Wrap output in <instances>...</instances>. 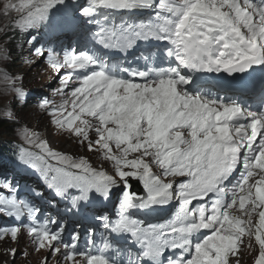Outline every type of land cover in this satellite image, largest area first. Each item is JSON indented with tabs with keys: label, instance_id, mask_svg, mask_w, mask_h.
Instances as JSON below:
<instances>
[{
	"label": "snow or ice",
	"instance_id": "6c2138e0",
	"mask_svg": "<svg viewBox=\"0 0 264 264\" xmlns=\"http://www.w3.org/2000/svg\"><path fill=\"white\" fill-rule=\"evenodd\" d=\"M53 9L59 32L79 35L83 20L95 26L88 39L119 59L34 47L36 36L27 34L48 25ZM3 10L16 13L8 27L19 52L28 49L21 62L42 59L55 77L49 91L60 102L44 96L34 107L111 171L53 149L9 107L0 122L14 126L15 160L53 199L33 188L46 201L42 209L0 179V216L15 221L0 226V241L26 233L34 251L49 253L40 264L51 257L56 264H240L242 246L253 264H264V0H8ZM2 59L3 93L23 107L26 74L10 69V51ZM205 76L225 81L226 90ZM114 188L121 194L110 216L103 207ZM173 203L162 223L134 215ZM89 212L99 228L87 230L81 247L80 222L69 232V220ZM6 254L15 259L16 249Z\"/></svg>",
	"mask_w": 264,
	"mask_h": 264
},
{
	"label": "rangeland",
	"instance_id": "374dc122",
	"mask_svg": "<svg viewBox=\"0 0 264 264\" xmlns=\"http://www.w3.org/2000/svg\"><path fill=\"white\" fill-rule=\"evenodd\" d=\"M8 2V0H0V70L5 67V61L2 59L4 51H10L14 60L11 65H9L12 71L21 72L26 74V79L23 82L24 87L28 89L43 88L46 90V83L51 81V76H47L42 68V65H29L22 63V59L25 55L17 51L16 45L20 42L19 40H11L14 35L13 31L9 29L10 22L15 19L16 13L12 12L10 16L5 17L3 15V4ZM11 2H18V0H11ZM7 31L8 36L5 37L3 33ZM11 40V42H9ZM28 56V55H26ZM36 59V58H33ZM35 103H29L20 107L15 103H12V96L5 95L3 93V86L0 85V119H3V114L5 111L12 108L15 111L18 119L22 125H26L31 130L38 131L42 138H46L53 144L54 148L60 151L76 155V157H85L96 167L104 166L107 168V164L100 158L99 153L88 152L85 147L79 145L74 138H70L67 134L62 133L60 130L54 128L50 125L48 117L41 114L35 107ZM2 127H10L9 130L0 128V141L3 140H15L17 142L16 133L13 131L14 126L7 122H0ZM91 135V134H90ZM9 147L8 145H6ZM3 153V151H1ZM5 241V242H3ZM0 241V264H40L42 261L43 252H36L32 250L28 241L24 236L20 235L18 242L13 243L9 239ZM16 249L15 259L6 253L11 250ZM27 251L28 255L25 257L21 253ZM51 262H49L50 264Z\"/></svg>",
	"mask_w": 264,
	"mask_h": 264
},
{
	"label": "trees",
	"instance_id": "16d2710c",
	"mask_svg": "<svg viewBox=\"0 0 264 264\" xmlns=\"http://www.w3.org/2000/svg\"><path fill=\"white\" fill-rule=\"evenodd\" d=\"M3 128L8 129L7 127H3Z\"/></svg>",
	"mask_w": 264,
	"mask_h": 264
},
{
	"label": "bare ground",
	"instance_id": "6f19581e",
	"mask_svg": "<svg viewBox=\"0 0 264 264\" xmlns=\"http://www.w3.org/2000/svg\"><path fill=\"white\" fill-rule=\"evenodd\" d=\"M9 146V145H8ZM10 147V146H9ZM13 182H14V180H13ZM3 242H5V241H3Z\"/></svg>",
	"mask_w": 264,
	"mask_h": 264
}]
</instances>
